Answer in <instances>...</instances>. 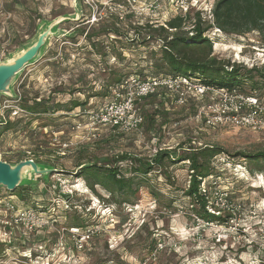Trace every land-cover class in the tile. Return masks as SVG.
Here are the masks:
<instances>
[{
	"label": "rangeland",
	"instance_id": "rangeland-1",
	"mask_svg": "<svg viewBox=\"0 0 264 264\" xmlns=\"http://www.w3.org/2000/svg\"><path fill=\"white\" fill-rule=\"evenodd\" d=\"M215 1L198 0L194 11L210 10ZM173 2L0 0V63L11 62L31 46L48 22L64 16L75 19L65 21L48 34L40 55L17 75L11 92L1 93L0 113L5 100H18L22 96L83 100L89 89L96 96L89 99L85 109L106 105L110 96L104 91L103 82L116 69L142 72L153 53L161 54L155 40L143 46L132 45L129 40L138 38L133 26L143 25L148 19L158 25L166 24L180 12ZM100 15L106 20L105 26L113 28L116 23L120 28L119 33L109 32L97 39V48H108L107 56L92 48L81 34V29L93 31L102 27L97 22ZM215 31L220 33L213 44L215 55L248 67L263 65L264 45L249 44L260 43L257 33L228 36L219 29ZM120 53L124 60L119 59ZM186 98L180 105L170 96L166 116L156 122L150 120L156 113L154 106H139L146 118L140 128L116 134L101 126L94 130L97 138L87 128L73 129L75 121L83 126L89 124L87 116L72 117L79 109L35 118L18 116L24 117L21 122L18 117L9 118L17 124L8 129L0 126V159L16 161L26 152L34 159L38 157L41 166L77 172L79 163L103 157L128 154L147 159L155 139L158 147L173 150L175 157L184 148L218 145L223 152L214 159L217 177L205 182H216L217 189L213 191L214 186L211 193L227 192L228 204L235 208L225 213L231 218L224 230L207 225L188 210L190 198L183 194L189 180L187 162L156 167L145 181L137 177L141 184L139 193L136 197L128 195L130 203L119 205L109 201V193L101 186H96L98 194H95L84 177L66 173L33 175L15 191L0 188V264H264V163L237 155L264 151V130L229 122L207 126L203 116L211 98L193 94ZM121 164L126 167L124 162ZM14 192L23 193L25 202L16 199ZM11 199L20 208L46 212L43 216L47 215L49 224L36 233L24 234L6 209V202ZM172 203L173 207H165ZM78 217L85 227L73 224ZM75 227L81 234L91 232L83 248L76 247L71 232ZM223 233L227 237L218 242ZM159 242L164 248L155 252Z\"/></svg>",
	"mask_w": 264,
	"mask_h": 264
},
{
	"label": "trees",
	"instance_id": "trees-1",
	"mask_svg": "<svg viewBox=\"0 0 264 264\" xmlns=\"http://www.w3.org/2000/svg\"><path fill=\"white\" fill-rule=\"evenodd\" d=\"M212 14L213 18L209 19L204 11L191 10L186 14L179 12L176 17L163 25H158L148 19L143 25L133 26L138 38H133L129 42H132V45L143 46L155 40V43L161 49V54L158 55V51L153 53L150 63H148L146 69H141L142 72L126 73L122 69H116L115 74L103 82V89L110 96L109 100L111 101L112 99V89L121 81L132 76L148 79V77L181 74L188 75L207 86L219 88L238 87L245 93L250 92L261 97L264 96V63L261 66L256 64L248 67L243 63L231 62L220 58L213 51V44L220 37V33L215 31V29H219L228 36H245L249 33H257L260 37V43H254L255 41H253L249 44L253 46L255 44L264 45V0H216ZM100 16L101 19H98L97 22L102 23V27L93 31L81 29V34L85 35L92 48H96L98 53L107 56L108 48L102 47L103 50L97 48V39L106 34L109 35V32L119 33L120 28L115 26L116 23H114L113 28L105 26L104 22L106 20H104L102 15ZM119 59H125L122 53H120ZM148 68H153V70L146 71ZM89 90L87 96H85L86 99L83 100L72 97L67 101H55L51 97L46 98L45 96H34L31 99H25L22 96L18 99V102L19 106L27 112V116L33 118L40 115H51L55 112L67 114L78 109L84 110L83 108L87 105L89 99L96 96V94L92 93L94 92L93 89ZM80 91L76 90V92ZM100 93H103V91ZM169 97L170 94L166 90H161L158 93L149 95L139 106H154L156 113L150 120L156 122L159 118L166 116L165 107L169 102ZM160 107L163 108L160 109ZM100 108L94 107L92 110L97 111ZM78 112L71 114L72 117H77ZM9 114L10 112L6 113L5 118H0V126L4 125L5 129L17 124L10 121ZM18 118L19 122H21L24 117ZM163 122H166V120H163ZM222 152L223 149L218 145H202L200 148H184L183 152L175 157V152L167 148L147 159L138 155L131 156L128 154L118 155L117 158L103 157L99 161L79 163L77 172H68L56 167L58 171L53 174L66 173L71 176L84 177L95 194H98L95 189L96 186H101L109 193V201L119 205L130 203V198L127 196L136 197L139 193L141 184L137 181V177H141L145 181L156 167H166L167 163L187 162L189 180L183 190V194L190 198L188 210L205 221L218 223L225 219L222 216H215L208 212L207 205L209 198L212 196L211 189L214 185L205 181L213 176L217 177L218 171L214 159ZM27 154L23 152L16 161L4 160L14 164L24 159H33L35 162L40 160L38 157L34 159ZM237 155L251 162L264 163V151L249 154L241 152ZM122 162H124L126 167L121 166ZM53 174L51 175L53 176ZM12 195L19 201L25 202L23 193L16 194L14 192ZM173 206L174 203L165 205L168 208ZM73 224L78 227H85L80 217ZM22 244H25V242L22 241Z\"/></svg>",
	"mask_w": 264,
	"mask_h": 264
},
{
	"label": "built area",
	"instance_id": "built-area-1",
	"mask_svg": "<svg viewBox=\"0 0 264 264\" xmlns=\"http://www.w3.org/2000/svg\"><path fill=\"white\" fill-rule=\"evenodd\" d=\"M198 0H174V4L180 13L186 14L197 7ZM214 6V4H213ZM212 9L200 10L204 11L209 19L213 18ZM199 10V9H198ZM166 90L176 104L182 105L186 101V95L193 94L201 98H211L207 111H205L203 119L207 126H215L229 122L230 124L252 128L255 130H264V96H258L250 92H243L238 87L219 88L207 86L200 81L188 75H165L162 77H148L142 79L139 76H132L121 81L112 89V99L109 103L102 106L99 110H79L78 115L89 117V124L86 126L81 122L73 124L74 130L87 128L94 138V133L98 127L104 126L113 133H130L140 128L145 122V116L139 107L145 98L149 95ZM20 98V97H19ZM17 98V99H19ZM19 100H5L6 104L2 108L0 118H5L6 113L10 112L9 118L18 116H27V112L19 106ZM2 106V105H1ZM158 140V139H157ZM157 140H154L151 156H155L164 148L159 146ZM150 156V157H151ZM213 191L217 189V183L213 181ZM207 205L208 212L215 216L224 217L222 222L206 221L207 225H216L223 228L229 225V216H225L226 212L234 211L231 209L229 195L227 192L221 193L218 190L212 192ZM6 209L11 213V220L17 228L23 230L24 234L32 233L38 229H43L49 224L46 212L39 208H20L12 199L6 202ZM199 218V217H197ZM205 222V220L202 219ZM224 230V228L222 229ZM71 232L76 240V247L83 248V244L91 236V232L87 231L81 234L79 228H71ZM227 235L219 237L218 242ZM156 250H163L162 243L156 245Z\"/></svg>",
	"mask_w": 264,
	"mask_h": 264
},
{
	"label": "water",
	"instance_id": "water-1",
	"mask_svg": "<svg viewBox=\"0 0 264 264\" xmlns=\"http://www.w3.org/2000/svg\"><path fill=\"white\" fill-rule=\"evenodd\" d=\"M66 20L74 21L75 19L64 16L60 20L48 22L42 33L39 34V38L31 46L21 51L11 62L0 63V95L11 92V84L17 75L40 55L48 34L53 31L52 29L59 28ZM57 171L58 169L53 165L51 167L41 166L33 159H24L15 164L0 159V188L6 187L10 191H15L24 185V180H28L33 175L48 176Z\"/></svg>",
	"mask_w": 264,
	"mask_h": 264
},
{
	"label": "crops",
	"instance_id": "crops-1",
	"mask_svg": "<svg viewBox=\"0 0 264 264\" xmlns=\"http://www.w3.org/2000/svg\"><path fill=\"white\" fill-rule=\"evenodd\" d=\"M74 113H75V112H74ZM74 113H72V114H74ZM75 122H76V121H75ZM75 122H74V123H75Z\"/></svg>",
	"mask_w": 264,
	"mask_h": 264
}]
</instances>
